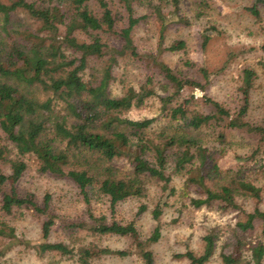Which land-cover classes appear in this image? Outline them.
Masks as SVG:
<instances>
[{
	"label": "trees",
	"instance_id": "obj_1",
	"mask_svg": "<svg viewBox=\"0 0 264 264\" xmlns=\"http://www.w3.org/2000/svg\"><path fill=\"white\" fill-rule=\"evenodd\" d=\"M180 1L116 0L122 7L120 12L110 5L112 0H0V163L10 168L8 174L0 173V211L4 213L0 217V256L6 252L4 244L8 242L11 245L17 240L29 245L4 219L22 207L45 216L41 237L32 244L38 256L54 253L77 264H91L96 249L101 254L118 256L135 252L143 264H155L148 246L160 238L164 206L177 193L172 184L174 176L182 178L183 197L190 189L197 192L189 197V205L198 209L217 203L222 209L239 212L243 219L236 226L241 232L253 231L260 224L264 236V210L256 207L245 211L237 201L240 197L260 200L262 187L250 178L246 165L221 168L219 160L228 141L215 136L227 121L231 130L256 132L264 139V128L244 120L247 90L256 73L248 67L243 69V104L234 112L208 97L196 101L193 95L185 96L183 92L188 87L203 88L201 82L158 58L164 50L185 49L182 39L162 47L170 24L188 23L178 16ZM263 1L256 0L254 5ZM137 7L146 12L138 13ZM166 7L171 10L164 12ZM197 7L194 16L199 18L210 5L202 0ZM255 8L251 12L260 20ZM123 18L126 21L117 29ZM152 20L159 23L156 53L141 55L132 32L142 22ZM206 32H202V45L212 35ZM108 33L118 36V45L110 44ZM124 59H128L125 70L129 62L139 59L144 60L150 72L138 84L121 78L120 93L113 94V71ZM91 61L98 63V68L90 67ZM184 64L194 66L189 59ZM199 72L203 80L209 77L203 65ZM152 98L160 101L156 116H125L132 108H143ZM160 118L166 121L164 125H160ZM211 139L215 144H210ZM26 154L38 161L40 172L73 182L86 204H90L91 197H104L112 211L128 198L145 197L149 186L156 184L157 201L150 210L156 225L151 235L141 239L133 221L108 222L105 216L91 215V222L70 227L87 228L91 233L87 236L96 239L126 236L131 239L129 248L101 247L87 241V236L77 240L76 246L48 241L54 224L50 195L46 194L40 204L32 193L21 194L16 187L27 167L23 159ZM233 155L237 162L245 161V156ZM121 159L130 163L128 172L115 164ZM146 210L147 206L140 204L137 214ZM214 231L210 228L203 236L201 253L186 250L177 256L190 264H206L218 238ZM239 244L241 247L242 240ZM240 247L221 253V264H251V260L242 259ZM250 250L254 264H260L264 244L257 242Z\"/></svg>",
	"mask_w": 264,
	"mask_h": 264
},
{
	"label": "rangeland",
	"instance_id": "obj_2",
	"mask_svg": "<svg viewBox=\"0 0 264 264\" xmlns=\"http://www.w3.org/2000/svg\"><path fill=\"white\" fill-rule=\"evenodd\" d=\"M202 0H181L179 2L178 16L186 19L187 24L172 23L164 32L162 47L168 46L174 40L185 41V49L172 52L164 50L158 58L175 71L193 76L203 85V88L188 87L184 90L185 96L193 95L196 101H203L206 97L222 103L233 112L237 111L243 104L244 94L241 89L243 69L248 67L255 71L256 75L252 86L248 88L247 111L244 120L257 127L264 128V1L254 5L256 0H203L207 1L210 8H204V15L196 18L198 10L197 3ZM110 5L122 12L120 3L112 0ZM258 10L260 20L251 12L252 8ZM96 9V8H95ZM138 13L146 12L144 8L137 7ZM170 7L164 8L169 12ZM126 21H119L118 28ZM215 27V30H210ZM207 30L212 33L205 45H202V32ZM206 32V33H207ZM132 36L141 55L156 53L158 44L159 23L152 20L150 23L143 22L137 26ZM110 44L118 45L120 39L115 33L106 36ZM204 46V47H203ZM189 59L194 66H187L184 61ZM128 59L120 60V65L113 71L111 89L113 94L120 93V79L124 77L129 83L138 84L150 72L145 67L144 60L129 62L128 69L124 67ZM204 66L209 72L205 80L199 72L200 66ZM89 66L98 68V63L91 61ZM89 71V70H88ZM245 87V86H244ZM160 112V101L156 98L150 99L143 108H132L125 116L132 119H142L156 116ZM165 120L160 118V125ZM159 125V126H160ZM158 127V126H156ZM206 133V131H204ZM218 133V134H217ZM228 141L225 145L226 151L219 160L222 169L237 168L239 164L246 165L249 169L250 178L262 187L260 200L250 198H238V203L245 211L254 208L264 210V139L256 132H245L242 130H231L227 121L218 129L215 136ZM210 144H215L211 139ZM217 144V142H216ZM220 148V147H219ZM15 150L13 155H15ZM253 153V155H251ZM245 156L244 162L234 160V155ZM27 167L16 183L19 193H32L36 201L43 203V197L50 195V213L53 215L54 224L51 227L47 240L50 242L62 241L67 244L77 245L82 236H87V228L79 229L70 227V224L89 223L94 217L105 216L107 221L116 220L121 223L134 222L141 239H146L156 225L150 210L157 201V186L151 184L147 195L142 198H128L120 203L112 211L108 200L104 197H91L90 204H86L76 185L67 178H58L48 173L39 171L38 161L31 155L23 156ZM123 171L131 169L127 160H118L115 163ZM9 165L0 163V173L8 174ZM172 184L176 187L175 196L167 199L163 214L160 218L161 235L156 242L149 243L148 248L153 252L155 264H190L184 257L177 255L192 250L199 254L203 249V236L210 228L215 229L217 241L214 254L206 264H221L220 254L229 253L239 248L242 240V259L251 260L250 246L261 242L264 244V236L261 234L260 224H256L253 231L241 232L236 226L243 215L233 210H225L214 203L209 207L194 208L189 205V197L197 194L195 189H188V195L183 197L181 193L182 178L174 176ZM7 188V187H5ZM166 200V199H165ZM140 204H145L147 210L137 214ZM4 214L0 211V217ZM45 218L43 214H36L33 209H15L11 214L5 216L20 239L29 241L25 246L14 240L4 244L6 252L0 256L2 264H77L71 259L66 260L54 253H44L38 256L32 247L33 242L41 237V225ZM87 241H94L98 246L112 250H123L130 246L131 239L126 236L110 235L101 239L87 236ZM10 246V247H9ZM245 262V263H246ZM91 264H143L142 259L134 252L126 256L115 254H101L94 250ZM260 264H264V256Z\"/></svg>",
	"mask_w": 264,
	"mask_h": 264
}]
</instances>
